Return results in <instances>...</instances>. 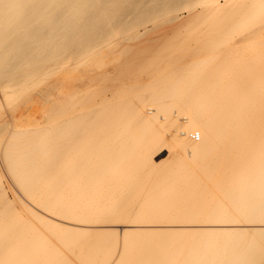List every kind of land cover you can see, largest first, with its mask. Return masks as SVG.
<instances>
[{
  "label": "bare ground",
  "instance_id": "obj_1",
  "mask_svg": "<svg viewBox=\"0 0 264 264\" xmlns=\"http://www.w3.org/2000/svg\"><path fill=\"white\" fill-rule=\"evenodd\" d=\"M119 1L0 0V264H76L79 257L84 264H263L264 50L233 77L232 68L220 66L224 76L209 81L197 65L241 63L234 57L240 45L230 36L247 27L264 41V0H143L135 8L133 0H123L124 12ZM181 10L197 11L213 22V31L220 24L205 33V45L218 48L215 38L231 45L205 50L199 60L191 46L183 64L160 77V89L148 98L124 101L120 93L123 102L104 97L91 103L98 90L91 91L95 85L83 76L71 82L75 91L63 89L64 81L70 84V65L94 72L102 54L89 58L91 50L119 45L112 41L118 26L129 30L173 13L176 19ZM165 40L158 39L161 53ZM135 66L126 60L122 70L137 72ZM116 68L96 78L121 77ZM13 96L19 101L13 103ZM165 126L173 129L176 160L186 157L176 171L156 161L165 148ZM101 134L111 150L102 146ZM144 168L155 186L145 185ZM5 175L25 200L27 216L9 198ZM208 179L215 191H205ZM112 222L147 229L130 226L110 243L102 239L109 227L98 225L100 236L94 226ZM112 230L104 237L118 233ZM146 236L150 241L143 244ZM81 238L86 246L90 239L88 250L102 254L86 256ZM92 240L107 241L99 245L109 250Z\"/></svg>",
  "mask_w": 264,
  "mask_h": 264
},
{
  "label": "rangeland",
  "instance_id": "obj_2",
  "mask_svg": "<svg viewBox=\"0 0 264 264\" xmlns=\"http://www.w3.org/2000/svg\"><path fill=\"white\" fill-rule=\"evenodd\" d=\"M142 2H143V0H133L132 6L134 7V4L136 5V3H138L137 4L138 6H139V4L142 6L143 5ZM127 3L128 2H124L122 0V2L119 1L118 4L123 8V6L125 7ZM127 9H133V8L131 7V8H127ZM195 9H196V7H195ZM121 10H123V12H124V8ZM121 10H118V12ZM198 10H199V8H198ZM176 12H177L176 13V16H177L176 19L172 17L173 15L175 16V14L173 13V15L170 14L169 17H161L159 19H156L155 23H154V21H151L145 25L136 26L135 28L129 29V30H125L123 28V26H118L120 28V31H116L118 33L115 32V34H114L115 37L112 39V41H113V43H119V45L118 46L116 45L114 47V49L112 48V50H111V49H109L110 44H109V47H107L108 44L103 43L101 45L99 44L98 45L99 47L97 49L93 48L91 50L92 53H91V55H89V58L95 57V55L97 53L102 54L101 60L96 63L97 68L95 69L94 72H89L90 70L82 72L80 70V68L78 67L77 63L70 65V67L67 68V70H70L69 75L67 76V78L70 81V84L68 85L67 82L64 81L63 87L64 86L65 87L63 89L67 90L69 93L75 91L76 88H73V85L71 84V82L74 80L77 81L81 76H83V77H86V78L89 77L90 79H92L91 81H89L90 79H88V86L90 87L91 85H95L93 88H96V90L91 88L92 89L91 91H97L98 90L95 97L92 99L91 103L96 102V101H101V99L104 97H111V98H114L115 101L123 102V98L121 97V94H125L126 99L124 101H130L133 99H137L140 97V95H143V97L148 98L147 93H150V95H151L153 93V91H155L156 89H158V90L160 89V86H158V85H161L162 82L159 81V78L162 76H165L168 73L173 72L175 70V68H178L180 66V64H183V59H185V57L189 56L188 53L190 52V49L192 47H193L192 49L195 50V55L197 56V60H199V59L205 58L203 56L205 53V50H211L214 48H216L215 50H218V49L225 50L231 45V42L228 41V38H227V41L215 38L216 40H220V44H219L218 48L212 44L205 45L204 40L207 37H210V36H205L206 35L205 33L206 32L210 33L214 29L213 26H210L211 23H209L212 21L203 20L201 15H200V17L195 16L194 14L197 12L195 10L193 11V14L189 11L185 12L182 10H181L182 13L180 11H176ZM120 15H122V14L120 13ZM127 16H128V14H127ZM190 16H192L191 17L192 19H190ZM193 16L195 19H193ZM129 18H130V16L126 17L125 19H129ZM183 18H184L185 22L182 21ZM121 22L122 21L120 19L119 24H121ZM176 23H179V24L176 25ZM205 24H207V25H205ZM174 25H176V27L178 26L180 28L173 27ZM218 25H220V24H217V26H214V27H217L214 30L215 32L217 29L221 28ZM172 27H173V29L174 28L175 29L173 30ZM206 27H207V29H206ZM170 28L172 31L170 30ZM202 29L206 30V31H204V33H203ZM105 31H106V29H105ZM231 31L233 33L235 32L233 30H231ZM175 33H177V34L173 35ZM214 33H212V34H214ZM170 35H173L175 38V39H173V37H172V39L174 41L172 44H170L171 42L169 41L171 39ZM202 35H204V36H202ZM165 36H167L166 40L164 38ZM161 37H162V39L165 40L164 46L168 45L166 50L162 53L159 50L160 49V43H158V39ZM203 37H205L204 40H202ZM230 37L235 39V41H237L238 44L240 45V48L236 51L237 53L234 55V57H237V58L240 57L242 59V62L239 63L238 61H235V63L232 64V63H230L231 61L220 60V61H216V63H211L207 66H204V65L198 66L197 65V70H200V71H197V73L202 72L203 76H205V78L210 81L214 77L217 78V77H223L224 76L225 73L224 72L222 73L218 70V67L221 66L224 68H232L233 71H232L230 77H233L234 74L245 69V61L247 59L254 57L259 52L260 49L264 50V41L261 37H257V35L255 34V27L254 26L247 27L246 29H243L239 33L234 34L233 36H230ZM199 56H201V57H199ZM157 57H159L157 63H155L154 65H151V64H153L151 61L153 60L154 62H156ZM126 60H129V61L133 60L137 64V66H135V68L138 69V71L128 73V71L122 70V68H124L126 65ZM144 64L150 65V66L144 67L143 66ZM114 68H116L117 70L120 69L124 72V73L122 72L121 77L115 76V78L113 79V77L110 78L109 76L104 75L103 78L100 76L98 77V79L96 78L97 73H103L106 70L111 72L114 70ZM248 70H249V68H248ZM58 74L59 73H57V76H61V74H59V75ZM61 78L62 77H60V79ZM145 83L151 87L147 91H144L141 89V85H144ZM166 84H168V83H166ZM166 84H164L163 86L166 87ZM239 85H241V84H239ZM85 86H87V85H85ZM82 88H84V87H82ZM85 90H86V87H85L83 92H85ZM219 95H221V93H219ZM13 98H12V100L14 102L13 101L12 102L16 103L19 101L17 99H19L20 97L15 98L13 96ZM173 111H171V112H173ZM171 112H168V114H170ZM87 129H90V128L87 127ZM165 131H166V137H167L166 143L164 141H163L164 143L162 141L160 142L161 145L164 144L165 148L163 146H161V148L159 150H161L162 152L159 154V156H157L156 161L157 162L160 161V163L161 162L167 163V165L169 167H167L166 169H168V170L176 171L177 169H182V166L184 164V160L186 159V157H183L182 158L183 160H179V161L176 160L177 159L176 155H178L177 150L175 147L170 146L171 145L170 142H173V141H171L173 139V129L172 128L170 129V131L172 133L170 131L168 132L166 129V126H165ZM101 137L103 140V141H100V142H103L102 146L106 147L108 145L109 150H111L113 148L112 147L113 145H110L109 141L108 142L104 141V135L103 134H101ZM97 154L99 155L100 153H97ZM133 159L137 160L136 156L133 157ZM124 161L125 160L123 159V162ZM1 164H2V162L0 161V168H1ZM139 172H140L142 178L144 179L146 186H148V187H149V185L151 187L155 186V183L153 181L149 180L150 174L148 173L147 169H145V168L140 169ZM155 174L160 175L159 173H155ZM6 177L7 176L5 175L4 185L8 191L7 194L9 196V198L13 201V205L18 210L23 212L25 216H27L28 213H27V210L25 207V200H23V198H20L19 195H16V193H15L16 191H15V187L13 185V182L9 179V177H7V178ZM206 183H207V186L204 188L205 191L211 192V191L216 190L215 189V183L213 181L208 179V182H206ZM160 191H162V190L157 189V193H160ZM162 198L164 199V196ZM162 198H159V199H162ZM134 207H135V205H134ZM162 207L164 208L163 203H162ZM116 211L121 212L119 210V206L117 207ZM194 216H195V214H194ZM162 219H164V218H162ZM112 224H114V225H112ZM116 224L119 226H117ZM142 224H146V223L143 222ZM98 225L101 226L102 229H103V227H104V229L106 227H109L110 231L114 227V230H112V232L114 231L116 233V231H118V233H116V234L113 233V237H111L112 233H110V236L108 233L107 237H104L105 234H107V232L109 231V229L108 228L105 229L108 231L102 230L103 234L106 232L104 234V236H102L98 232V230H101V227L99 228ZM134 225L135 224L130 225V224L125 223V225H124V223L122 224V222H115V223L112 222L111 224L105 223L104 226L97 224L98 227L94 226L95 228L94 227L93 228L94 229L98 228V229H96L97 231L94 230V232H95V234H96V232H98V234L103 237L102 239H104V240L108 239L107 241H109V239H110V240H112V242H115L112 239L115 237V235H116V239H117L118 235H120V236H118V238L119 237L121 238L122 233H125V232L128 233V231H130L132 228L134 229L135 226L137 229L144 228V226L138 225V226H140V227H138L137 225H135V226ZM130 226H131V229L129 228ZM168 226L169 225H165V226L163 225V226H161V227L159 226V227L160 228H162V227L167 228ZM255 226H257V225H255ZM259 226H261V225H258L257 227H259ZM159 227H157L156 229H158ZM171 227L172 226H169L168 228H171ZM174 227H176V226H173L172 228H174ZM250 227H252V226H250ZM115 228L118 230H116ZM125 228H127L126 231H125ZM178 228H181V226H177V229ZM192 228H195V226H193ZM137 229H134V230H136L134 232H137ZM144 229H147V228L145 227ZM119 230H120L121 234H120ZM139 231H143V230H138V232ZM99 238H101V237H99ZM130 238H132V237H130ZM130 238H129V241H131ZM135 238H137V237H135ZM139 238H140L139 240H141L142 237H139ZM146 238H147V240H149L148 239L149 237H147V236L145 238L143 237V239H144L143 240L144 242L142 241L143 244H145ZM85 239L86 238L83 237V240H85ZM87 239H89V238H87ZM83 240L81 238L80 243H82ZM93 240H95V239H93ZM104 240H100V241H104ZM134 240H136V239H134ZM139 240H136L135 242H138ZM191 240H193V237H191L190 241ZM89 241H90V239L87 240V242L90 244V246L85 245L86 241H85V243L83 242L81 244V246H86L85 249L80 250L81 252L91 248L92 244H91V241L90 242ZM100 241H99V243H100ZM149 241H146V243H148ZM106 242L104 241V243H106ZM132 242H133V240H132ZM139 242H141V241H139ZM166 242L168 243L169 241H166ZM92 243H94V245H96L97 247L99 245V243H97V242L96 243L98 245L95 244L94 241ZM104 243H103V245H105ZM127 243H129V242L127 241ZM112 244L115 245V243H112ZM112 244H109V245H112ZM148 244L150 245L151 243L149 242ZM153 244L154 243H152L151 245H153ZM103 245L101 243L99 245V249H100V247H102L108 251L109 250L108 248H110V247L106 246L107 247L106 248ZM114 245L111 247H114ZM82 248H84V247H82ZM102 248H101V250H102ZM88 251H90V250H88ZM88 251L87 252L85 251L86 253L85 252H83V253H85V255L89 257V254H87V253L91 254V251L93 252V249H91L90 252H88ZM68 252L69 251H66V253H68ZM95 252L100 253L99 250H96L92 253V255ZM101 252H103V250ZM83 253H81V255H84ZM70 254H71V252H70ZM100 254H102V253H100ZM68 255H69V253H68ZM94 255L97 258L98 254L97 255L94 254ZM74 256H76V257H74ZM147 256H148V254H147ZM157 256H160V255H157ZM88 257H86L85 259H87ZM76 258H78V256L74 254L71 259L74 260V262L79 259V261H77L75 263L76 264H80V263L84 264V263H82L83 259H81V257H79L78 259H76ZM158 258H160V257H157V259H156L157 261H158ZM261 262L263 263V261H261Z\"/></svg>",
  "mask_w": 264,
  "mask_h": 264
}]
</instances>
